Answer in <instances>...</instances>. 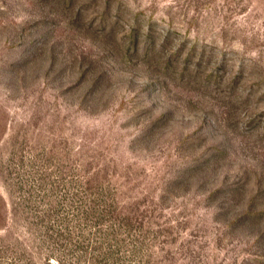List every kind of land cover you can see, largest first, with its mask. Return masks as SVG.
Segmentation results:
<instances>
[{"label":"rangeland","instance_id":"1","mask_svg":"<svg viewBox=\"0 0 264 264\" xmlns=\"http://www.w3.org/2000/svg\"><path fill=\"white\" fill-rule=\"evenodd\" d=\"M0 264H264V0H0Z\"/></svg>","mask_w":264,"mask_h":264}]
</instances>
